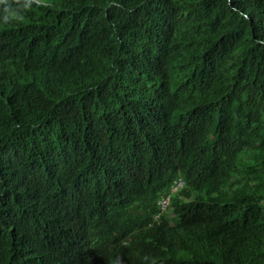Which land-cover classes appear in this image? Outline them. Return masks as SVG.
<instances>
[{"label": "trees", "instance_id": "trees-1", "mask_svg": "<svg viewBox=\"0 0 264 264\" xmlns=\"http://www.w3.org/2000/svg\"><path fill=\"white\" fill-rule=\"evenodd\" d=\"M49 2L0 3V264H264V0Z\"/></svg>", "mask_w": 264, "mask_h": 264}, {"label": "clouds", "instance_id": "clouds-1", "mask_svg": "<svg viewBox=\"0 0 264 264\" xmlns=\"http://www.w3.org/2000/svg\"><path fill=\"white\" fill-rule=\"evenodd\" d=\"M4 0H0V3H3ZM11 3L16 4L17 6L19 5H24L26 7H31L34 4H38V5H44V6H50L51 3L49 2V0H6V4L3 7L2 10H7L9 8V5ZM7 19V17L5 18ZM22 19V18H21ZM0 31L4 32V26L3 23L0 22ZM13 132L10 131L6 134L10 135ZM184 177L182 175H178L175 180L173 181V183L169 186V192L166 195H162L159 200H158V205L160 207V212L157 214H154V221L150 222V225L153 224H159V221L161 219V217L165 214L171 215L172 212L170 210V204H171V200L174 197H181V195L179 194V191L185 187L186 183L185 180L183 179ZM183 198V197H181ZM13 232H16L18 234H23L26 232V228L25 226H13ZM97 264H118L117 262H97Z\"/></svg>", "mask_w": 264, "mask_h": 264}, {"label": "bare ground", "instance_id": "bare-ground-1", "mask_svg": "<svg viewBox=\"0 0 264 264\" xmlns=\"http://www.w3.org/2000/svg\"><path fill=\"white\" fill-rule=\"evenodd\" d=\"M54 9V8H53Z\"/></svg>", "mask_w": 264, "mask_h": 264}]
</instances>
